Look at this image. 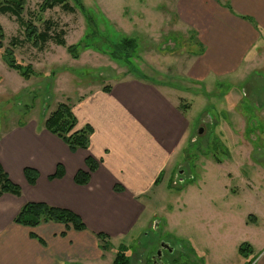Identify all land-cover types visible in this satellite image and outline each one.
<instances>
[{"label":"rangeland","instance_id":"rangeland-1","mask_svg":"<svg viewBox=\"0 0 264 264\" xmlns=\"http://www.w3.org/2000/svg\"><path fill=\"white\" fill-rule=\"evenodd\" d=\"M68 1L74 12L55 6L41 13L54 21L52 31H64L65 46L48 40L35 48L22 40L14 47L16 60L32 66L28 79L1 56L11 38L23 39L24 27L0 13V134L30 119L40 126L57 103L72 105L102 82L145 77L172 86L188 109V137L165 165L162 185L142 196L147 215L127 234L110 238L113 250L122 243L130 264H249L238 245L264 240V61L258 69L210 76L198 85L187 77L201 43L177 17L174 0H80L92 22ZM40 2L27 0L22 18L41 30ZM124 35L136 46L127 49L128 57L116 52L112 58L113 43ZM76 43L73 58L66 46ZM249 213L258 215L255 224L246 223ZM255 245L250 264L259 255Z\"/></svg>","mask_w":264,"mask_h":264},{"label":"crops","instance_id":"crops-1","mask_svg":"<svg viewBox=\"0 0 264 264\" xmlns=\"http://www.w3.org/2000/svg\"><path fill=\"white\" fill-rule=\"evenodd\" d=\"M173 9L202 47L189 66V81L198 84L210 76L262 66L264 0H174ZM181 98L172 86L145 77L86 88L71 108L77 127L88 124L92 132L87 148L75 152L44 128L50 110L42 115L40 126L30 119L2 131L0 164L21 192L0 193V264H112L115 250L110 238L127 234L147 215L142 196L149 197L153 187L162 185L165 165L181 152L188 137V109L183 110ZM86 156L98 165L86 184H77L74 175L87 170ZM58 163L63 175L49 178ZM26 166L37 170L34 184L24 178ZM29 201L70 209L81 217L84 228L56 221L36 226L14 222ZM257 220L255 213L246 216V223ZM98 233L107 236L110 247H101ZM255 239L252 244L241 241L237 251L246 243V254L238 253L250 264L257 244L254 262L264 264V240Z\"/></svg>","mask_w":264,"mask_h":264},{"label":"trees","instance_id":"trees-1","mask_svg":"<svg viewBox=\"0 0 264 264\" xmlns=\"http://www.w3.org/2000/svg\"><path fill=\"white\" fill-rule=\"evenodd\" d=\"M26 3L27 0H0V13H9L24 27L23 39H18L16 37L11 38L10 44L4 47L1 56L9 68L17 71L23 78L28 79L33 73L32 66L30 64H22L16 60L14 47L20 45L22 40L29 42L35 48H41L48 40H52L57 45L65 46L64 31L62 29L52 31L51 28L55 24L54 21L43 18L41 13L55 6H59L66 12H74L76 8L71 5L68 0H41L38 5V11L40 13L37 18L43 25V28L40 30L34 21L23 20L22 13L24 12ZM75 3L76 7L83 13L85 18L92 22L90 12L83 6L81 1L75 0ZM94 29L93 27V30ZM3 38L4 33L0 25V47H2ZM135 41V38L126 35L118 38L113 43L114 49L112 51H114V53L110 51L111 57L115 58L117 56L116 52L121 56L128 57L129 53L127 49L136 46ZM66 49L71 57H78L77 43L66 46ZM103 89H108V86L103 87ZM43 126L47 131L60 138L71 152H75L79 148L85 149L89 144V136L92 132V127L87 124L78 128L71 105L66 102L57 103L55 108L44 119ZM84 161L87 170H78L75 173L74 182L77 184H86L89 180L90 173L93 172L98 165V162L90 156H86ZM23 175L29 184H34L38 173L36 169L26 166L23 168ZM62 175L63 168L61 164L58 163L55 172L50 175L49 178H59ZM2 192L20 195L21 189L18 184L14 183L9 178L0 164V193ZM48 221L71 224L74 229L78 230L84 228V223L78 214L70 209L51 206L44 202H25L14 217V222L26 226H36L42 222ZM97 236L102 241V248L110 247V242L107 240L105 234L98 233ZM248 248L249 246L246 243H242L238 251L241 255H244ZM112 264H130V258L126 254L124 245L120 244L116 248Z\"/></svg>","mask_w":264,"mask_h":264},{"label":"flooded vegetation","instance_id":"flooded-vegetation-1","mask_svg":"<svg viewBox=\"0 0 264 264\" xmlns=\"http://www.w3.org/2000/svg\"><path fill=\"white\" fill-rule=\"evenodd\" d=\"M167 248L169 249V247H168V245H166V246H162V249H164V250H166L167 251ZM163 251V250H162ZM158 253H160V251H158ZM155 259V258H154ZM156 260H157V258H156ZM158 263V262H157Z\"/></svg>","mask_w":264,"mask_h":264},{"label":"water","instance_id":"water-1","mask_svg":"<svg viewBox=\"0 0 264 264\" xmlns=\"http://www.w3.org/2000/svg\"><path fill=\"white\" fill-rule=\"evenodd\" d=\"M200 131V128L198 129V132ZM162 246H166V244H163ZM159 254V253H158ZM158 257H160V256H158ZM155 259H156V257H155ZM157 263V262H156Z\"/></svg>","mask_w":264,"mask_h":264}]
</instances>
